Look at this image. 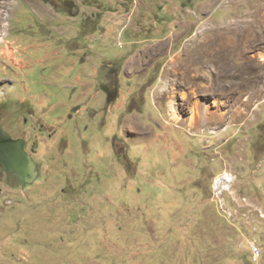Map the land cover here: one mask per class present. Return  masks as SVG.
<instances>
[{"label":"rangeland","instance_id":"374dc122","mask_svg":"<svg viewBox=\"0 0 264 264\" xmlns=\"http://www.w3.org/2000/svg\"><path fill=\"white\" fill-rule=\"evenodd\" d=\"M0 9V121L41 169L0 164V264H264V0Z\"/></svg>","mask_w":264,"mask_h":264},{"label":"bare ground","instance_id":"6f19581e","mask_svg":"<svg viewBox=\"0 0 264 264\" xmlns=\"http://www.w3.org/2000/svg\"><path fill=\"white\" fill-rule=\"evenodd\" d=\"M261 9H260L259 13L257 14V20L255 21L256 25H253L252 28H249L244 35H241L243 37L239 38V41H243L246 44H249V43H254V42L260 40L261 37H258L259 33H257V32L261 29V27L262 28L264 27V11L261 12ZM255 11H257V10H255ZM1 13H2V11L0 9V15H1ZM0 26H1V24H0ZM256 26L259 28L258 30L256 29ZM217 40H218V37H217ZM228 41H226V43L224 41L222 44H220V45L218 44L217 45V60L218 59H222V61H225L224 55H226L229 52H231L237 46L236 42L233 45V43L231 44ZM4 50H6L8 52L7 55H9V57L13 59L12 54H13L14 50H12L10 45L8 43H6V42H5ZM172 103L170 102V115H171L172 119L175 120L176 122L182 121L183 120V116H181V114L177 112V109L175 108V106ZM195 119H196V117H191V121L188 123V125L191 126V127H197L199 125V123L197 125H195L194 122H193ZM200 119L203 122V124H207L209 122H217L218 121L216 115H210V114H209V116L207 114L202 115V117ZM232 176H233L232 174L224 172L222 175H220L218 177H215L216 178L215 179V187H217L219 189H221V188L222 189L223 188L224 189H228L227 183H229V181L232 180Z\"/></svg>","mask_w":264,"mask_h":264},{"label":"flooded vegetation","instance_id":"af4514ba","mask_svg":"<svg viewBox=\"0 0 264 264\" xmlns=\"http://www.w3.org/2000/svg\"><path fill=\"white\" fill-rule=\"evenodd\" d=\"M12 114L14 113L12 112ZM9 118L10 117L8 116V119L6 120L7 124H9ZM0 124L3 127L1 121ZM24 141V145L17 144L13 146V148L7 150V154L4 157L0 156V164L6 173L15 174L19 179L25 178L26 176L29 177L25 180L27 183L29 181H35L41 169L39 163L33 157L34 150L30 147L28 149L26 146V139H24ZM9 159H12L17 163L16 167H7Z\"/></svg>","mask_w":264,"mask_h":264},{"label":"water","instance_id":"95a60500","mask_svg":"<svg viewBox=\"0 0 264 264\" xmlns=\"http://www.w3.org/2000/svg\"><path fill=\"white\" fill-rule=\"evenodd\" d=\"M24 142L22 138H13L0 124V156L4 157L7 150L17 144L24 145Z\"/></svg>","mask_w":264,"mask_h":264},{"label":"built area","instance_id":"2783aa9c","mask_svg":"<svg viewBox=\"0 0 264 264\" xmlns=\"http://www.w3.org/2000/svg\"><path fill=\"white\" fill-rule=\"evenodd\" d=\"M253 249H254V253L258 255V253H259V249L256 248L254 245H253Z\"/></svg>","mask_w":264,"mask_h":264},{"label":"trees","instance_id":"16d2710c","mask_svg":"<svg viewBox=\"0 0 264 264\" xmlns=\"http://www.w3.org/2000/svg\"><path fill=\"white\" fill-rule=\"evenodd\" d=\"M104 89H105V87H104Z\"/></svg>","mask_w":264,"mask_h":264}]
</instances>
